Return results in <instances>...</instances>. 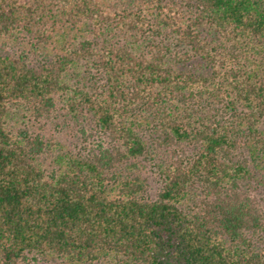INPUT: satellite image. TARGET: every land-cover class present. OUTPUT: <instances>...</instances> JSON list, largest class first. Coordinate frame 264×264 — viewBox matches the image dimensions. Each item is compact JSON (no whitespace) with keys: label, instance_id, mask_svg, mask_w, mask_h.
I'll return each mask as SVG.
<instances>
[{"label":"trees","instance_id":"obj_1","mask_svg":"<svg viewBox=\"0 0 264 264\" xmlns=\"http://www.w3.org/2000/svg\"><path fill=\"white\" fill-rule=\"evenodd\" d=\"M263 164L264 0H0V264H264Z\"/></svg>","mask_w":264,"mask_h":264},{"label":"rangeland","instance_id":"obj_2","mask_svg":"<svg viewBox=\"0 0 264 264\" xmlns=\"http://www.w3.org/2000/svg\"><path fill=\"white\" fill-rule=\"evenodd\" d=\"M49 132L55 134L53 128L50 129ZM61 138L63 141H65L67 144L71 146L77 143L76 142L77 137L75 136V133L72 130L65 129L64 132L61 134ZM170 155L171 154L169 152L160 153L161 158H169ZM139 174L141 175L149 193L152 196H155L160 189L161 183L157 174L152 170V165L149 162H142L139 168ZM253 186L258 190L256 193L258 194L257 196H259V198H264V164L262 165L261 168L257 169ZM263 208H264V203H263ZM46 264H59V263L55 261H50L49 263Z\"/></svg>","mask_w":264,"mask_h":264}]
</instances>
